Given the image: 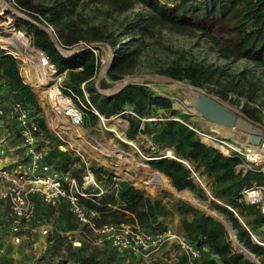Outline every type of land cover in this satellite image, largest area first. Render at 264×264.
<instances>
[{
  "label": "trees",
  "instance_id": "16d2710c",
  "mask_svg": "<svg viewBox=\"0 0 264 264\" xmlns=\"http://www.w3.org/2000/svg\"><path fill=\"white\" fill-rule=\"evenodd\" d=\"M5 1L29 17L30 20L18 19V23L14 21L13 25L24 26L25 34L30 36L31 45L41 49L59 72L66 71L64 86L83 101L81 87L83 84L88 101L100 116L105 119L110 116L124 118L128 123L125 130L127 138L135 140L138 134L149 138L156 150L153 156L146 160V164L150 169L164 175L169 180L171 188L176 191L187 189L195 193L191 166L194 169H202V175L209 180V194L222 203L211 201L213 209L228 218L232 229L236 230L234 235L236 241L251 253L255 261L249 260L240 251L231 247L226 226L206 212L177 199L174 209L178 216V227L186 243L200 252L194 264H264V247L252 239L257 228H264V215L255 204L246 203L242 193L252 188L254 183L264 187V174L256 167L246 171L238 170L237 167L244 162L241 156L234 153L226 156L213 146L201 142L193 127L187 122L188 116L180 115L173 108L171 99L156 94L144 84H127L112 95L98 92L93 85L99 71V61L96 60L95 54L89 48L79 49L71 56L61 54L42 26L52 27L54 36L65 50L80 46V43L108 44L114 53L112 63L106 72V78L111 83L120 81L126 73V67L132 62V53L126 52L127 49L118 48L116 38L104 28L87 26L80 34L73 20L64 23L63 19L73 10L72 1L54 0L47 4L34 3L33 0ZM90 2L107 5L111 12L118 14L132 11L136 5H140L145 13L135 12L134 21H129L125 25L122 34L139 33L151 36L156 28L160 27L179 34H200L212 41H220L236 57L250 59L264 66V0H90ZM19 64L17 58L6 54V51L0 48V92L3 99L7 102L15 100L31 110L38 124V133L49 140L45 162L55 170L69 172L81 184V176L86 170L84 162L73 156L70 150L58 149L59 141L47 127L40 103L32 87L24 82ZM157 73L198 88H205L212 78L211 72L201 64L184 66L172 64ZM108 86L106 82L100 83L102 89ZM213 93L219 98L227 99L226 93L222 90ZM161 111L165 112L164 116H159ZM243 113L253 121L262 123L258 116H253L247 110H243ZM87 117L89 128L97 125L99 117L92 112L88 113ZM121 146L126 147L123 143ZM164 149L172 150L173 158L159 154ZM179 160L188 163L190 169ZM89 171L92 172L100 190H107L98 194V188L89 187L85 191L92 195V200L80 198L82 207L98 213V216L91 220L94 227L135 222L140 229L149 234L156 235L157 232L163 233L168 230L165 219L169 217V211L160 199L151 198L141 190L135 189L127 180L113 181L114 175L102 167H91ZM114 184L116 187H111ZM198 191L202 197L195 196L205 200L206 194L203 190ZM32 199L35 202V221L40 220L41 211L49 213L56 208L53 212L58 214V220L54 230L61 233L76 228L73 215L68 211L64 201L57 207H50L44 206L40 199L35 197ZM0 203L7 214L6 205ZM239 219L245 226L241 225ZM5 220L7 222V217L4 216L0 220V225L4 226ZM80 229L92 233L86 225H80ZM50 235L54 236V232L49 234L47 241L52 240ZM64 246L65 256L68 258L70 256L69 259L74 258L73 262L76 264H99L92 256L83 255L86 245L82 239L75 248L71 246L70 241ZM110 246L113 252L118 253L112 245ZM179 259L180 263H188L185 256Z\"/></svg>",
  "mask_w": 264,
  "mask_h": 264
},
{
  "label": "rangeland",
  "instance_id": "374dc122",
  "mask_svg": "<svg viewBox=\"0 0 264 264\" xmlns=\"http://www.w3.org/2000/svg\"><path fill=\"white\" fill-rule=\"evenodd\" d=\"M33 1L34 3L40 2L47 4L54 0ZM68 1H72L74 7L70 15L63 19L64 23H70L73 20L80 34L84 32L87 26H99L102 29L104 28L106 32H110L112 36L116 38L118 48L127 49L125 50L126 52L132 53V62L126 67V73L123 74L120 81L111 83L106 78L104 68L109 63H112L114 53L106 43L99 44L102 48L99 52V71L93 81V85H95L96 89L99 88L104 91H112L124 84H144L156 94L171 99L173 108L177 110L180 115L188 116L187 122L193 127V130H195L201 142L213 146L202 139L204 135H208L217 144L224 146L229 155L235 154V149H238L243 155L246 154V149L248 148L246 145V138L240 134L239 131L234 130L233 134L230 135L228 130L224 127L220 125L216 126L207 121L203 114L200 113L199 104L194 98L196 91L186 86L184 87L180 83L172 81L167 82L161 78H157L156 75L158 74L157 72L162 71L172 64H178L180 66L201 64L212 74L211 82L206 84V87L203 88L205 91H207L206 89L211 90L212 92H207L219 98L213 91L217 92V90H222L226 93L227 99H219L225 101L233 110L236 109L241 113H243V110H247L253 116H258L262 121L260 124L264 126V66L250 59L238 58L234 54H231L220 41H212L200 34H179L161 27L156 28L151 36L141 35L139 33H135L134 35L122 34L125 31V25H127L129 21H134L135 12L145 13L140 5H136L132 11L118 14L111 12L107 5L93 4L90 0ZM9 6L13 7L9 2L3 3V1L0 0V22H7L12 19L13 26L14 21L18 23V19L30 20L27 15H21L11 10ZM8 11L9 13H7ZM13 27L22 34L24 33L25 37L29 39L28 43H30V36L25 34L24 26ZM5 35V28L0 26V37ZM0 48L8 52L1 45ZM77 49L78 48L64 49V54L66 56H71ZM21 68L22 63H20L19 71L21 72L24 82L28 83ZM101 82H106L109 86L102 89L100 88ZM164 113L163 111L159 112V116H164ZM243 114L246 116L245 113ZM114 117L116 121L125 124L126 130L128 126L127 121L118 116ZM154 119L156 120V118ZM110 123L113 124L114 121L112 120ZM125 130L121 129L120 131L125 132ZM81 131L83 133L80 134L81 138L78 140V144L81 149L87 151V153H85V159L76 151H71L72 155L79 157L82 162H86L89 168L102 167L108 170L114 175L112 179L115 182L127 180L135 189L141 190L152 198H159L165 205L167 211H169V217L165 219V226L168 227V230L172 233L175 232L183 237L177 224L178 216H175L174 205L177 199L189 204L191 203L189 201L187 202L180 195V191L174 190L171 186L170 190H164L160 187L156 189L147 188L144 184L148 176L147 174H141V171L149 168L148 164H146V160L150 159L156 150L152 147L149 138L141 134H138L135 140L129 138L136 144V149L133 150L129 148L126 142L118 139L113 133L107 130L105 131L103 125L100 123V119L97 125L90 126V128L87 126V122H85L83 126H81ZM77 132H79V130H77ZM1 138L6 139L9 147L19 145L20 143L16 133V124L12 120H8L5 116L0 118V139ZM74 138L76 139V137ZM122 143L125 144L126 147H122ZM108 145H114L117 149L131 151L137 162L136 167L130 164H122L115 156V153L112 152L113 149L108 148ZM218 150L222 151L220 148ZM14 153V160L18 158L22 160L23 151L16 149ZM222 153L224 152L222 151ZM159 154L166 156V149L161 150ZM243 155H241V158L244 162L238 166L239 168L244 169L247 165L256 167L248 163ZM260 155L263 156L262 153H260ZM256 164L258 166L256 168L262 171L264 159ZM75 167L76 166H73V168ZM191 169V174L194 173L196 177L199 178L202 185H198L197 178L192 174L191 178L195 183L196 191L195 193L190 192L202 197L198 191L202 189L204 194H206V198L201 201H205L208 204H211V201L222 204L209 194V180L204 174L202 175V169H194L192 166ZM111 187H114V185ZM101 190L107 191L104 189ZM1 205L0 203V220L5 216V218L7 217V222L5 220V225H0V240L5 248V252L0 257V264H76V262H73L74 258L69 259L70 256L69 258L65 256L64 245L68 241L72 242L80 239H82L86 245V250L83 255L92 256V259L99 264H183L179 262V258L185 256V254L175 241L163 240L157 250L148 249L141 254L132 251L119 252L116 250L118 253H121L118 254L113 252L110 245H107V241L98 242V235L95 233L81 230V224L76 221L74 217L76 228H74L73 231L56 232L54 226L58 220V214L53 212L56 208H53L49 213L41 211L39 214L40 220L35 221L34 224L29 225V227L24 230L22 233L23 237L18 244H12L8 238V230L10 227L9 219L8 216H6V210ZM191 205L194 206L193 204ZM44 206L47 205L44 204ZM194 207L197 208L196 206ZM197 209L200 210L199 208ZM203 212L206 211L204 210ZM216 212L219 214L218 211ZM231 230L227 229L230 241L231 233L229 231ZM51 232H54V236L50 235L52 236V240L47 241V237ZM253 240L257 244L264 243L263 227L257 228L256 233L253 235ZM71 246L73 248L77 247L72 244ZM261 246L264 247V244ZM231 247L234 248L232 241ZM184 264H189V262Z\"/></svg>",
  "mask_w": 264,
  "mask_h": 264
},
{
  "label": "built area",
  "instance_id": "2783aa9c",
  "mask_svg": "<svg viewBox=\"0 0 264 264\" xmlns=\"http://www.w3.org/2000/svg\"><path fill=\"white\" fill-rule=\"evenodd\" d=\"M48 29L53 32L52 27ZM76 48H78L77 51L82 48H89L95 54L96 60L99 61V52L102 48L98 43H81L80 46L73 47V49ZM37 50L41 64L50 65L52 70V78L46 84L48 88L47 95L42 94L33 87L28 80L27 84H30L29 86L32 87L37 101L40 103L47 127L59 141L58 149L76 151L85 159L87 151L79 147L78 139L81 138V135L77 130H81V126L85 122L89 124L87 114L90 112L99 117L100 122L104 117L100 116L88 101L83 84L81 85L83 89L82 101L71 89L64 86L63 81L66 71L59 72L56 65L49 62L47 55L41 49ZM60 50L64 54L65 51L62 47ZM48 113L50 114L49 119ZM129 114L137 118L132 112H129ZM3 116L16 124V133L20 141L19 145L9 147L6 139H0V202L7 207V216L10 223L8 238L12 244H18L23 237L24 230L35 222V202L32 199V197H35L40 199L43 204L51 207H57L64 201L68 211L76 221L81 225H86L92 233L98 235V242L105 240L119 252L132 251L141 254L148 249L157 250L163 240H171L179 244L189 264H194V260L198 259L200 252L191 244L186 243L182 236L175 232L172 233L170 230L156 235L149 234L140 229L135 222L94 227L91 220L98 216V213L82 207L80 198L92 200V195L85 191L89 187L98 188V194L103 191L98 187L87 163H84L86 170L81 176V184L69 172L58 171L48 165L45 162V156L48 152L49 141L38 133V124L30 109L15 100L7 102L0 92V118ZM61 122H64L66 127L62 126ZM74 137L77 139L73 142ZM246 145L248 148L245 155L240 153L238 149H235V154L245 156L248 163L258 167L256 161L249 160V155L253 150L256 155L263 157L260 153L261 148H264V143L253 145L246 141ZM16 149L23 151L22 160L19 158L17 160L13 159ZM223 154L229 156L228 152ZM263 159L261 158L260 161ZM252 168L247 165L244 169H239L246 171ZM260 172L264 174L263 169ZM114 187H116V184H114ZM242 193L244 201L248 204H255L264 215V202H262L264 201V187L254 183L252 188L244 190ZM71 244L79 246L80 240L72 241ZM4 252L5 248L0 240V257Z\"/></svg>",
  "mask_w": 264,
  "mask_h": 264
},
{
  "label": "bare ground",
  "instance_id": "6f19581e",
  "mask_svg": "<svg viewBox=\"0 0 264 264\" xmlns=\"http://www.w3.org/2000/svg\"><path fill=\"white\" fill-rule=\"evenodd\" d=\"M12 19L7 22H0V26H3L6 31V35L3 37H0V45L5 48L7 51L11 52L14 56L17 57L19 61L22 63V71L26 79L31 83L33 87L38 89L42 94H46L48 88L46 87L47 82L52 78L51 77V66H46L41 64L40 55H38V50L35 47H32L28 40L25 38V35L22 34L20 31H17L12 26ZM190 93V92H189ZM191 94V93H190ZM47 95V94H46ZM48 119L50 117V114H47ZM114 121V123H110V121ZM103 125V128L105 131H109L110 133H113L118 139H120L123 142H126L129 145V148L136 149V144L134 141L130 140L125 136V132H121V129L125 130V124H121L120 122L115 120L114 116H110V118H103V120L100 122ZM62 125L66 126L64 122H61ZM223 127V126H222ZM226 130H228V133L230 135L233 134L235 129L224 127ZM83 132L79 130V134H82ZM77 139V138H76ZM203 141L208 142L214 146H216L218 149L220 148L224 153H227V149L217 144L215 141H213L208 135H204L202 138ZM79 140V139H78ZM75 141V138L73 139V142ZM108 148L113 149L112 152L115 153V156L118 158V160L123 164H130L134 167H136V160L132 154L131 151L128 150H122L117 149L114 145H108ZM261 153L263 157H260L256 155V153L252 150L251 155H249V160L252 159L258 163H260V159L264 158V148H261ZM166 156H173V152L170 149L166 150ZM259 157V159H257ZM135 163V164H134ZM186 165L185 161H183ZM189 166V164H188ZM148 169V170H147ZM262 169L264 171V165L262 166ZM141 174H147V179H145L144 184L147 188L156 189L158 187L163 188L164 190H170V184L169 180L166 179L164 175H162L158 171L150 170L149 168H146V170L141 171ZM194 177L196 175L192 173ZM197 178V177H196ZM198 185L201 186L202 183L197 178ZM180 195L188 202L199 208L200 210H205L209 215L213 216L214 218L218 219L220 222L222 221L227 227L228 230L231 229L230 226H228V223L226 221V218L222 215H219L215 210H212L207 202H203L200 199H198L194 194H192L189 190L183 189L180 191ZM231 233V231H229ZM232 234V233H231ZM231 241L233 244V247L240 251L245 257L250 258L251 260H255L254 257L250 255V252L246 250L242 244L239 241H236L235 237L231 235ZM264 244V243H263Z\"/></svg>",
  "mask_w": 264,
  "mask_h": 264
},
{
  "label": "water",
  "instance_id": "95a60500",
  "mask_svg": "<svg viewBox=\"0 0 264 264\" xmlns=\"http://www.w3.org/2000/svg\"><path fill=\"white\" fill-rule=\"evenodd\" d=\"M2 1H3V3L7 2L5 0H2ZM9 8L11 10L16 11L17 13L23 15L20 11L13 8L12 6H9ZM42 28L48 32L50 38H52V40H53V44H54L55 48H57L60 51V53L62 54V52L60 50L61 49L60 43H59L58 39L56 38V36H54V33L51 30H49L48 27H46V26H42ZM8 53L11 54L12 56H14L11 52H9V51L6 52V54H8ZM14 57L17 58L16 56H14ZM109 65H110V63L104 68V72H107V70H108L107 68ZM156 77L161 78L167 82L172 81V82L180 83L184 87L186 86V87L192 89L193 91H196V93L194 94V98L196 99L197 103L199 104L200 113L203 114L204 118L207 121L213 123L216 126L220 125L223 127H228V128H232V129L239 131V133L242 134L246 138V141L250 144L252 143L253 145H259L260 143H264V126L258 122L253 121L252 119L247 118L240 111H238L236 109H234V110L231 109L225 101H223L219 98H216L213 94L205 91L203 88L195 87L189 83L178 82V81H176L170 77L168 78L166 76L159 75V74H157ZM97 81H98V79H97ZM125 85L126 84H124L121 87H119L118 89L112 90V91H106V90L104 91V90H101L99 88H97V89L100 93H102L104 95L105 94L112 95V94L118 92L119 90H121V88L124 87ZM213 147L218 149L214 145H213ZM164 157H167V158L172 157L173 158V156H171V157L164 156ZM179 162L183 163V161H180V160H179ZM183 164L190 169L188 164L187 165L185 163H183ZM209 207L213 210V207L211 204H209ZM219 215L224 216L222 213H219ZM224 217L226 218L228 226L232 227V225H230L228 218L226 216H224ZM214 219H216V218H214ZM216 220L219 221L218 219H216ZM239 222L241 223V225H243V223L240 219H239ZM220 223H222L224 226H226L222 221ZM243 226H245V225H243ZM226 228L228 229L227 226H226ZM231 233H232L231 235L234 236L236 233V230L232 229ZM252 239H253V237H252ZM258 244L263 245L261 243H258ZM250 255H251V253H250ZM246 258H248V257H246ZM248 259L251 260L250 258H248ZM251 261H253V260H251Z\"/></svg>",
  "mask_w": 264,
  "mask_h": 264
},
{
  "label": "crops",
  "instance_id": "0c3cea01",
  "mask_svg": "<svg viewBox=\"0 0 264 264\" xmlns=\"http://www.w3.org/2000/svg\"><path fill=\"white\" fill-rule=\"evenodd\" d=\"M150 168V167H149ZM237 169L239 170V167H237ZM152 170V169H151ZM244 171V170H243ZM152 198V197H151ZM154 199H156V198H154ZM159 199V198H158ZM161 201V200H160ZM162 202V201H161ZM163 204V203H162ZM164 205V204H163ZM165 206V205H164ZM174 211H175V209H174ZM175 216L177 217V213H176V211H175Z\"/></svg>",
  "mask_w": 264,
  "mask_h": 264
}]
</instances>
